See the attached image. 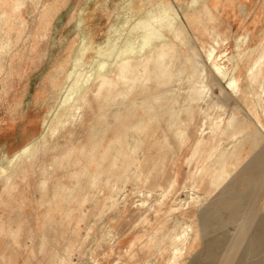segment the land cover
Instances as JSON below:
<instances>
[{
  "label": "rangeland",
  "instance_id": "1",
  "mask_svg": "<svg viewBox=\"0 0 264 264\" xmlns=\"http://www.w3.org/2000/svg\"><path fill=\"white\" fill-rule=\"evenodd\" d=\"M159 3L171 17L154 22ZM189 4L0 0V167L10 175L0 174V264H264V79L248 88L249 68L264 58V0H199V12ZM154 35L170 39L168 64L152 57L135 81L134 61L150 55L142 47ZM132 41L123 74L115 52ZM188 46L204 61L214 47L225 74L236 71L233 86L208 76V110L222 106L237 128L206 150L196 143L209 134L204 109L179 102ZM132 115L148 116L154 133L122 135L103 151L107 138L91 126ZM230 148V161L216 162ZM220 214L247 220L233 245L216 240ZM173 246L184 248L178 257Z\"/></svg>",
  "mask_w": 264,
  "mask_h": 264
},
{
  "label": "bare ground",
  "instance_id": "2",
  "mask_svg": "<svg viewBox=\"0 0 264 264\" xmlns=\"http://www.w3.org/2000/svg\"><path fill=\"white\" fill-rule=\"evenodd\" d=\"M157 5L162 7L164 10L162 11L163 13H159L157 16H155L153 18L154 22L158 19L162 21L166 17H171V13L169 11L168 4L159 3ZM189 6L191 8H193V10L195 12L200 11L199 0H190ZM205 6H206V4H205ZM125 21H127V19ZM115 24H116L115 29L117 30L118 25L120 24V21L116 22ZM180 27L181 26H178L177 24L174 27L173 26L169 27V30L171 31V34L173 37L178 38V28H180ZM154 32H156V30ZM150 37H153V38H150V41L142 47V49L148 48L150 50V52H149L150 55H147V56H143V55L140 56L139 55L140 57L134 61L135 65L137 66V71L140 74V75H137V78L134 79L135 81H139L142 79V73H143V71L147 70L148 62L152 59V57L154 58V63H160L161 65H162V63H163V65L168 64L166 62V60L162 57L165 53L163 48L167 47V45L170 43V39H166L167 37L163 38L159 35L158 36L154 35V36H150ZM84 40H85V45H87V44L89 45L90 42L93 40V38L84 36ZM104 42H105V40L103 41V44H104ZM136 47L137 46H135L134 41H132L124 49H122L121 47H117V52H115V57H114L113 61L115 63H117V62L120 63L121 73L124 74V72H125V70H127L128 66L133 65L132 61L130 60V56L133 55L134 53H136V50H138ZM188 47H189L188 53L184 55V62L188 64L187 65L188 66L187 77L189 79V83H187V85H185V86L183 85V87H182L183 91L180 92L181 98H180L179 102L181 104L183 103V106H185L187 104H185L184 100H182V99H186L187 102H192L193 104H199L200 107L202 109H204V118L208 121V125H206V126L209 129L208 130L207 128H205V130L207 129L209 134L207 135L206 138L200 137L196 143L200 144L202 146V149L206 150L209 147L210 141L212 139H214L215 136L222 135L223 133H226V134L231 133L232 134V133L236 132V128H237L236 127L237 123L235 122L234 116H231L227 120L226 124L224 123L223 114H224L225 110L222 108V106H218V104H216L213 109L208 110V105L210 102V96H209L210 87L208 84V76H211V72H213L217 75L218 78H226L227 77L228 78L227 84L229 86H233L235 84V81H236V79H235L236 71H232V73L229 75V77L225 74V72L222 69V65L219 62L222 53L217 54L215 52L214 47H209L206 50V59H207L206 61H204L205 60L204 58L202 60L201 53L193 50V48L191 49L192 46H188ZM179 51H180V49H179ZM142 54H144V53H142ZM204 54H205V52H204ZM263 62H264L263 56L259 55L255 59L253 66H251L249 68L248 74L250 75L251 83L248 85V88L250 90L254 89V86L256 85V83H258V81L261 78L264 79V64H263ZM179 74L181 76L182 72H179ZM177 85H178L177 83H173L170 85V87L172 88V90H174ZM240 91H236V93H233V95L240 94V93H241V95H243V92L242 91L240 92ZM263 91H264V82H263V85L261 87V92H263ZM255 96L258 99H260L261 93H255ZM251 97H254L253 93L251 94ZM135 100H137V99H135ZM250 102H251L252 109H255L257 102H260V101L259 100L256 101V100L252 99ZM173 105H175V104H173ZM154 107H155V105H154ZM159 113H161V112H159ZM68 117L69 116L64 117V120L66 121L68 119ZM58 122L61 123V121H58ZM91 124H93V123H91ZM138 130L144 131V133L147 132L149 135L154 133L155 130L150 125V118L148 116L132 115L129 118L124 117L123 119L119 118V116L101 117L99 120V125L96 126L94 124L90 128V131L93 134V136H96L97 134H102L103 135L102 137L107 138V141H108L107 146L103 147V151L110 150L113 146L114 141L121 138L122 135L123 136L132 135V134L134 135L135 132ZM99 142H101V141L98 140L96 142L98 146L100 145ZM221 144H223V143L220 142L219 145H221ZM224 144H225V142H224ZM227 144H225V146ZM221 147H223V146L221 145ZM243 148H244V144L242 143L240 145V148H238V150L236 152L239 153L241 150H243ZM22 151L24 152L25 149ZM21 152H17L16 157L18 155L20 156ZM216 152H218V151H216ZM233 155H234L233 148H230L224 154H222V155L220 154L219 160L216 162H218L220 165H223V164L227 163L228 161H230V159ZM206 163H207V161H206ZM0 174L3 175L5 178H8L10 176L7 174V169L5 167H0ZM220 177H222V175L217 174V175H215L214 180H217ZM158 210H159V208H158ZM256 217L257 216H255L254 218L256 219ZM251 219L253 220V217H251ZM246 221L247 220H243V218H238L237 216H235V214H232L231 219L223 218L222 214L216 215L215 227L219 224L221 226L218 234L216 235V240L221 239V237H225V238L229 237L231 245H233L232 234L235 233L234 235H237V231H235V227L239 224L246 223ZM251 221H249V223ZM173 237H175L174 234L172 235L171 240L174 239ZM183 249H184L183 246L182 247L173 246L171 249L173 257H178L179 255H181L183 252Z\"/></svg>",
  "mask_w": 264,
  "mask_h": 264
},
{
  "label": "crops",
  "instance_id": "3",
  "mask_svg": "<svg viewBox=\"0 0 264 264\" xmlns=\"http://www.w3.org/2000/svg\"><path fill=\"white\" fill-rule=\"evenodd\" d=\"M259 217V216H258ZM259 221V220H258ZM255 238V237H254ZM256 239H258V236H256V238L253 240V242H255V240ZM254 244V243H253ZM217 250V249H216ZM222 250V248L220 249V251H219V253L222 255V257L224 256L223 254L225 253L224 251H221ZM215 253H216V251H215ZM226 255H228V254H226ZM221 257V258H222ZM230 257L229 256H226V262L223 260V261H221L222 262V264L223 263H228L229 262V259ZM247 264H250V261L247 263Z\"/></svg>",
  "mask_w": 264,
  "mask_h": 264
}]
</instances>
